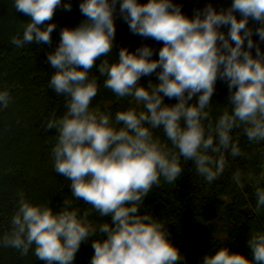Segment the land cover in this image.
Returning a JSON list of instances; mask_svg holds the SVG:
<instances>
[{
	"label": "clouds",
	"instance_id": "1",
	"mask_svg": "<svg viewBox=\"0 0 264 264\" xmlns=\"http://www.w3.org/2000/svg\"><path fill=\"white\" fill-rule=\"evenodd\" d=\"M12 7L29 18L10 41L23 48L51 46L54 16L61 8L71 11L72 3L12 0ZM182 8L175 0H81L85 19L61 29L59 45L47 54L55 69L48 86L65 98V111H53L43 125L55 133L53 170L70 182L71 198L56 210L51 201L33 203L21 193L0 248L20 258L31 253L43 264H76L82 244L91 241L89 264H186L187 253L168 225L141 208L153 189L174 184L189 162L206 184L220 179L227 157L243 155L241 133L253 144L264 142V0H232L219 10L209 2L192 16ZM118 19L132 34L163 46L121 47L110 61ZM100 78L104 89L128 101L114 116L92 107ZM218 83L228 95L214 116ZM12 101L8 89L0 90V110ZM233 179L239 184L241 174ZM248 179L259 215L264 173ZM245 246L247 253L221 247L198 264H264V230H251Z\"/></svg>",
	"mask_w": 264,
	"mask_h": 264
},
{
	"label": "trees",
	"instance_id": "2",
	"mask_svg": "<svg viewBox=\"0 0 264 264\" xmlns=\"http://www.w3.org/2000/svg\"><path fill=\"white\" fill-rule=\"evenodd\" d=\"M201 1L175 0L183 5L182 11L188 16L193 15ZM207 1L225 9L232 3V0ZM80 2L71 0V11L57 10L52 21L57 27L52 33L51 46L26 44L23 48H17L11 44V37L22 35L23 25L29 18L15 11L12 0H0V90L8 89L13 97L9 107L0 110V234L9 228L21 193L33 203L51 201L56 210L60 209L64 197L71 198L68 189L70 182L53 170L51 148L55 143V133L45 132L43 125L53 111L58 116L65 111V98L57 96L48 86L55 69L47 62V54L59 45L61 29L74 28L85 19L79 10ZM140 2L147 3L148 0ZM250 26L256 25L250 21ZM254 39L259 40L258 37ZM116 45L108 57L110 61L117 59L121 47L135 51L142 45L156 49L163 46L132 34L128 25L119 19ZM261 47L264 48V44ZM93 74H96L95 70ZM148 79H142L141 83L147 84ZM100 85L92 107L111 112L113 116L128 107L126 99L118 100L103 88V78H100ZM227 95L226 85L218 83L212 103L214 116L223 111ZM105 102L110 104L104 105ZM165 102L175 103L169 100ZM239 146L243 155L236 158L228 156L225 172L213 184H206L189 162L174 184L162 183L159 188L153 189L141 208V212L151 213L168 225L174 243L187 253L186 264H198L200 257L206 253L214 254L221 247L247 253L245 245L250 231L264 230V211L259 215L254 213L256 201L248 179L249 174L259 177L264 173V142L253 144L241 133ZM237 171L241 174L239 184L233 179ZM74 206L81 209L86 207L82 202H75ZM90 243L82 244L76 264H89L94 254ZM0 264L43 262L37 261L31 253L20 258L16 251L0 248Z\"/></svg>",
	"mask_w": 264,
	"mask_h": 264
},
{
	"label": "rangeland",
	"instance_id": "3",
	"mask_svg": "<svg viewBox=\"0 0 264 264\" xmlns=\"http://www.w3.org/2000/svg\"><path fill=\"white\" fill-rule=\"evenodd\" d=\"M209 2H211V1H207V0H203V1H201V2H199L198 4H197V6H196V8L195 9H197V8H203L207 3H209ZM216 8H217V10H219L220 9V7L216 4V3H214V2H211ZM225 31H226V29H225ZM110 103L109 102H105L104 103V105H109Z\"/></svg>",
	"mask_w": 264,
	"mask_h": 264
},
{
	"label": "water",
	"instance_id": "4",
	"mask_svg": "<svg viewBox=\"0 0 264 264\" xmlns=\"http://www.w3.org/2000/svg\"><path fill=\"white\" fill-rule=\"evenodd\" d=\"M246 210H247V211L250 213V210H249V208H248V207L246 208Z\"/></svg>",
	"mask_w": 264,
	"mask_h": 264
}]
</instances>
